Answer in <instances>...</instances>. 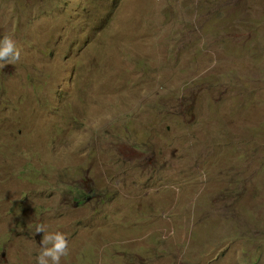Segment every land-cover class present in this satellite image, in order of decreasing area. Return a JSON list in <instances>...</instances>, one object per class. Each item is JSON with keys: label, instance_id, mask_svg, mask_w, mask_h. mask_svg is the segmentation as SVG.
Listing matches in <instances>:
<instances>
[{"label": "rangeland", "instance_id": "374dc122", "mask_svg": "<svg viewBox=\"0 0 264 264\" xmlns=\"http://www.w3.org/2000/svg\"><path fill=\"white\" fill-rule=\"evenodd\" d=\"M28 1L0 0V264L41 224L60 264H264V0Z\"/></svg>", "mask_w": 264, "mask_h": 264}, {"label": "clouds", "instance_id": "9594fccd", "mask_svg": "<svg viewBox=\"0 0 264 264\" xmlns=\"http://www.w3.org/2000/svg\"><path fill=\"white\" fill-rule=\"evenodd\" d=\"M22 4L21 12L29 15L34 8V5L28 0H19ZM102 17L101 15L97 16ZM104 18V17H103ZM90 21V20H89ZM93 26H97L92 21ZM4 19L0 18V27H6ZM21 40L23 37L17 33ZM19 50L16 47L15 41L8 35L0 39V60H16L19 58ZM91 196L83 197L81 200L89 199ZM82 203V202H78ZM37 233H44L41 239V251L37 256V264H60L61 258L69 254L68 240L65 234L61 232L47 233L44 225H38L36 228Z\"/></svg>", "mask_w": 264, "mask_h": 264}, {"label": "trees", "instance_id": "16d2710c", "mask_svg": "<svg viewBox=\"0 0 264 264\" xmlns=\"http://www.w3.org/2000/svg\"><path fill=\"white\" fill-rule=\"evenodd\" d=\"M103 20V17H96L93 22L95 25H100L101 24V21Z\"/></svg>", "mask_w": 264, "mask_h": 264}]
</instances>
